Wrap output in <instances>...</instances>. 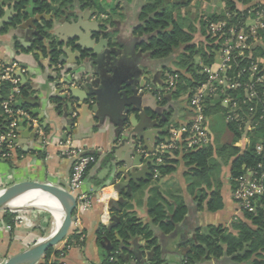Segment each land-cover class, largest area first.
<instances>
[{
  "label": "crops",
  "instance_id": "obj_1",
  "mask_svg": "<svg viewBox=\"0 0 264 264\" xmlns=\"http://www.w3.org/2000/svg\"><path fill=\"white\" fill-rule=\"evenodd\" d=\"M99 1L108 5L109 10L114 9L115 11L107 27H109L112 35V47L119 53L115 60L117 65L120 64L121 66L118 72L127 75L126 69L128 68L132 72L138 69L142 70V76L138 79L139 96L145 99L148 95L146 88L151 87L156 91L161 89L164 83L165 70L171 68L176 56L166 60H153L149 53H144L137 48L141 39L135 32L142 24L140 20L143 7L142 0H133L128 3L124 0ZM11 5L12 3L9 2L3 4L0 18L7 15ZM221 5L224 7V4ZM63 11L69 13L65 24L59 22V18L63 14L58 17L49 15L53 17L52 28L48 31L51 38H46L45 41H40L41 43L32 37L31 30L20 28L19 23L5 27L0 31V62L5 64L16 63L15 75L18 77L21 74L25 77L27 82L25 87L30 89L28 99L34 102V105H28L29 114L37 121L40 130L43 132L40 134L38 128L27 119L20 121L17 139L13 149L9 151V157L0 158V191L27 181L53 183L67 187L72 163L64 156L63 150L59 148V143L68 139H71L75 146L85 149L87 153L97 154L100 158L111 155L114 161L112 167H109V164L103 166L97 163L84 179L81 190L76 194L89 196L92 199V204L87 211H82L79 206L77 207L75 217L77 216L80 221L73 223L69 235L77 233V235H81V238L79 241H74L59 260L61 264H104L107 251L104 246L99 245L96 231L101 225L108 227L111 224V205L122 201L125 198L122 193L130 194L133 186H135L130 183L131 190L127 186L119 188L117 185L121 178L125 177L129 181L130 176L127 173H121L118 176V171L124 167L132 168L135 157L143 156L141 150L151 152L159 143L166 142L168 140L167 134H171L169 128L175 127L173 123L180 127L186 125L192 121L193 113L185 104L173 100H170L168 106L162 108L159 101L156 103L147 96L149 97L147 103L144 102L139 110L131 112L128 116L123 131V128L121 129L117 122L110 117L97 119L91 111L86 109L87 103H83L78 97L71 101L65 100V103L61 105L54 104L52 99L58 97L57 93L61 88L62 81L69 80L70 76L73 75L78 82V87H85L93 75V67L86 61L78 60L79 63L74 64L76 53L81 50L80 47H75L74 41L69 42V48L72 50L68 52V55H64L65 63L58 62L54 65L47 41L57 42L59 36L66 38L74 32L87 37L85 30L79 28L75 31L78 21L81 20L86 26L99 23V17L96 18L95 12L84 9L78 3ZM89 13H92L93 17L89 21L82 20L84 16L89 18ZM39 14L45 15L37 11L36 15ZM55 31L57 32L56 35L54 34ZM99 38L100 36L94 33L93 36L86 38L85 43L87 46L96 48ZM59 49L61 52V48ZM61 55H63L62 52ZM104 68L107 70L105 75L112 78L113 72L109 71L107 66ZM140 85H145V87L141 88ZM69 102L73 104V110L68 108ZM163 109L164 114L172 110L171 118L165 115L162 117L161 114H158V112L163 113ZM141 112H145L152 121L158 122L157 130L149 129L147 125L150 122L148 119L142 118ZM165 121H168V124ZM208 123L212 133L209 120ZM162 129H167V132L154 135V137H162L165 139L164 141L153 143L154 141L149 139L141 141L135 139V141L132 138V135L136 134V130H150L151 133H156L155 131H162ZM129 131L134 133H128ZM214 138L213 136V140ZM134 143L135 146H133ZM249 143L248 135H244L236 146L242 149L247 147ZM147 161L150 159L145 157L141 161L137 160V163H140V166L136 167L137 171L145 168ZM218 161L221 164L219 179L223 208L217 212H209L206 209L208 199L201 203L197 191L191 193V183L186 177L189 168L182 160H180L176 172L154 181V184L144 188L142 193H137L135 196L131 194L133 198H131L130 203L133 205V212L143 223L151 226V230L163 251L164 259L169 264L181 263L183 256L189 251L182 245L194 239L198 232L204 231L209 226L229 227L233 220L242 216L239 205L233 197L234 189L230 180L231 167L221 160ZM158 177L155 176L154 180ZM99 181L102 182L101 185H98ZM103 181L107 182L104 183ZM141 181L146 180L141 179ZM154 186L160 189L166 201L174 203L177 198H182L188 207L185 220L177 226L171 235L163 234L158 226L152 225V220L149 217L147 201L150 196L149 192ZM215 188L216 185L214 184L211 191ZM200 189H206L207 193H210L206 185H202ZM11 214L15 216L13 226L6 222L4 212L0 211V263L25 252L53 234L50 222L47 223L42 220L43 216L41 215L35 213ZM19 216L30 218L32 225L17 221ZM39 218L41 220L38 222ZM66 244L64 241L60 246ZM143 244L140 242V245Z\"/></svg>",
  "mask_w": 264,
  "mask_h": 264
},
{
  "label": "trees",
  "instance_id": "obj_2",
  "mask_svg": "<svg viewBox=\"0 0 264 264\" xmlns=\"http://www.w3.org/2000/svg\"><path fill=\"white\" fill-rule=\"evenodd\" d=\"M29 1L5 0L0 6V12L3 4L7 2L14 3L16 11L21 12L28 6ZM34 1L41 14L57 17L63 14L64 9L72 7L75 3L80 4L84 9L95 12L97 16L107 15L110 20L115 12L114 9L109 10V6L99 0ZM124 1L128 3L133 0ZM142 1L143 7L140 17L142 24L135 32L141 39L137 48L144 53H149L153 60H166L176 56L171 68H166L164 80L168 75H177L178 80L175 88L163 98L162 102H159L162 108L168 106L170 100H173L185 103V106L191 109L189 106L191 97L200 86L207 82L208 76L204 70L216 62L218 53L227 40V37L221 38L211 33L208 27L210 24L225 22L228 27H242L244 21L248 18H255V13L264 9V0H221V3L225 5V10L219 13L202 14L198 18L196 25L204 39L196 42V30L195 25L190 20V8L195 1L201 4H210L215 0ZM253 10L254 12H252ZM255 10L257 11L255 12ZM19 22L20 19H15L13 25ZM52 25V20L43 22L40 27L43 38H51L48 31ZM102 27L103 30L107 31L106 38L112 41L109 27ZM259 38L260 42L257 43L253 42V39L249 40L252 46L249 51H245L243 57L237 55V65L232 64L230 76H234L240 68H248L252 63L257 64L261 59H264V32L259 33ZM39 43L41 42L39 41ZM60 54L58 44L53 43L50 56L54 65L59 62ZM12 89V83L0 82V102L8 100L12 94ZM221 91L220 88L219 92L222 93ZM227 95L239 101L244 98L242 91H228ZM29 97L30 89L21 85L17 101H24ZM212 101L213 99H208L205 112L210 121V126H216L215 124L220 120L232 139L227 140L226 138L222 142L220 139L214 138L208 145L194 151H186L183 148L172 151V153L164 155L163 163L159 166H155L152 161V164L149 165L151 174L147 180L138 181V184L133 183L135 186H133L130 194L122 193L125 198L111 205V224L108 227L101 225L96 231L99 245L103 247L106 243L112 247L111 252L106 253L107 257L104 264H111V258H115L120 264H169L164 259L163 251L151 230V226L143 223L136 216L130 200L135 194L142 193L144 188L154 184V181L176 172L180 160L184 161L189 168L186 177L191 183V193L197 191L201 203L208 199L206 209L213 213L223 208L219 179L221 164L218 160L230 165V180L234 190L237 186V179L244 173L245 167L258 170L259 174L264 177V152L259 153L257 151L259 145H264L263 129L257 128L254 131H246L245 123L228 122L227 115L230 109L222 107L220 102L212 105ZM52 102L61 105L65 103V100L54 97ZM15 109L30 113V108L26 104L17 105L16 103ZM169 113L163 115L171 118L172 110ZM11 122L12 118L6 115L3 108L0 107V135L8 132ZM165 123L168 124V121ZM173 124L176 128L180 127L176 123ZM244 135H248L250 143L241 149L236 144ZM167 137L171 139V135L167 134ZM5 152L7 151H2V153ZM2 153L0 152V158ZM88 154L93 155L96 162L88 167L85 178L97 163L103 166L109 164V167L113 165L114 161L111 155L100 158L97 154ZM259 166H261L260 169H258ZM155 169L159 176L156 180H154ZM101 183L99 181L98 185ZM214 184L216 188L211 191ZM202 185H206L210 193H207L206 189H200ZM149 194L147 207L152 225L158 226L163 234L171 235L188 214L185 200L177 198L174 203H170L165 200L160 189L156 186L150 190ZM14 217L9 211L4 212L6 222L12 226L14 225ZM80 238L81 235H77V233L69 235L65 239L67 244L64 250H58L61 244L51 249L40 264H59L61 255L66 252V248L74 241H79ZM138 240L144 244L140 245ZM182 246L189 251L183 256L180 264H207L211 262L214 264H264V194L256 201V213L242 212V216L233 220L229 227L209 226L204 231L198 232L194 239Z\"/></svg>",
  "mask_w": 264,
  "mask_h": 264
},
{
  "label": "built area",
  "instance_id": "obj_3",
  "mask_svg": "<svg viewBox=\"0 0 264 264\" xmlns=\"http://www.w3.org/2000/svg\"><path fill=\"white\" fill-rule=\"evenodd\" d=\"M2 1L0 0V6ZM243 23L242 27H228L225 22L212 23L208 26L211 33L221 38L227 37V40L220 49L216 62L204 70L208 76L207 82L200 86L190 99L189 106L193 113L192 121L180 128L171 126L169 128L171 139L158 144L153 151L141 150L143 156L153 161L155 166L161 165L164 155L172 153V151L182 148L186 151H194L213 141V135L205 115L208 99H213L212 105L220 102L222 107L230 109L227 115L228 122L245 123L246 131H254L257 128H262L264 131V59H261L257 64L252 63L248 68H240L234 76L229 74L233 68L232 64L237 65V55L243 57L245 51L250 50L252 45L249 40L253 39V42H260L259 33L264 32V9L258 10L255 13V18H248ZM16 67V63L5 64L0 62V82L8 81L13 84L12 94L8 100L0 102V107L3 108L5 114L12 118L8 132L0 135V152L7 151L1 154L2 159L9 157V151L15 145L19 122L22 119L32 122L38 128L39 133L43 134L37 121L28 112L15 109L21 86L20 79L15 75ZM177 80V75H168L164 80L161 91H156L151 87L146 88V91L147 93H154L157 100L162 102L163 98L175 88ZM74 87H78V82L73 75L70 76L69 80L62 81L61 88L65 89L66 92ZM220 88L222 93L219 92ZM228 91H242L243 100L239 101L232 96H228ZM59 148L63 150L64 156L72 163L68 186L63 188L75 197L77 207L79 206L82 211H87L91 207L92 199L85 194H76L81 190L88 167L96 162V158L88 154L85 149L75 146L71 139L60 142ZM257 151L263 153L264 145H259ZM260 168L261 166L258 169ZM155 173L157 177L156 169ZM263 178L258 170L244 168V173L237 179V186L233 193L241 212L256 213V201L264 194ZM10 213L17 212L10 211ZM18 220L32 225V221L28 217L19 216ZM76 221H80L77 216ZM64 248L63 245L58 250H64ZM67 249L69 247L66 248V251ZM64 255L65 252L61 257ZM110 263L120 264L115 258H111ZM59 264H61L60 261Z\"/></svg>",
  "mask_w": 264,
  "mask_h": 264
},
{
  "label": "water",
  "instance_id": "obj_4",
  "mask_svg": "<svg viewBox=\"0 0 264 264\" xmlns=\"http://www.w3.org/2000/svg\"><path fill=\"white\" fill-rule=\"evenodd\" d=\"M37 11L38 8L35 6L34 0H30L28 6L21 12L16 11L15 4L13 3L7 15L3 18H0V31L5 27L12 26L15 19H20L18 24L20 28L31 30L32 37L36 38L38 41H45V38H43L41 35L40 27L43 25L44 21L53 20V17L49 15H36ZM68 16V11H63V16L59 18V22L65 24ZM92 17L93 14L89 13V18L84 16L82 20L89 21V19ZM78 22V25L75 26V31L79 28L80 30H85L84 32L86 33L85 35H87V37H84L80 33L76 34V32L69 34V36L66 38L59 36V41L56 43L58 44L59 48H61V52L63 54L59 57V62L65 63L64 55H68V52L72 50L69 48V42L74 41L75 47H80L81 49L76 53L77 56L74 64H78V60L86 61L90 66L93 67V75L89 81H87V85H85V87H74L69 89L68 92H66L63 88H60L57 96L67 101H71L75 97H78L80 101L87 103L86 109L91 111L97 119L110 117V119L116 121L118 126H120L121 129L123 128L124 131L127 118L131 112L139 110L140 106L144 102L147 103L149 97L156 103L158 100L152 93H148L147 96L149 97L146 96L145 99L142 98V96H139L138 79L142 76V70L138 69L137 71L132 72L130 68H128L126 69L127 75H123L118 72L121 66L120 64L117 65L115 60L119 56V53L115 48L112 47L113 43H111V41L106 38L107 31L103 30V27L100 23H93L90 26H86V24L84 25L81 20ZM56 33L57 32L55 31L54 34L56 35ZM94 33L100 36L99 43H97L96 48L87 46L85 43L86 38L88 39L89 37L93 36ZM47 42L51 54V48L55 42ZM106 66L109 68V71L113 72L112 78H109L105 75L107 70H105L104 67ZM18 78L21 79L22 86H27L26 79L23 75L20 74ZM140 87L143 88L145 85H140ZM22 104L34 105V102L28 99L19 101L17 105ZM67 106L69 109L73 110V104L71 102H69ZM162 112L164 113V109ZM158 114L160 113L158 112ZM142 118L148 119L150 124L147 126L150 130H157V121H152V119H149L145 112L142 113ZM150 130H136V134H133L132 138L134 140L139 139V141L143 139H149L150 141H154L153 143H155V141L165 140L162 137H154V135L164 134L167 132V129L155 131L156 133H151ZM131 132L133 131H129L128 133ZM133 146H135V143ZM143 158V156L139 155L135 157V161L133 163V167L135 168L129 167L128 169L127 167H124L121 171H118V176L121 173H127L130 176L129 181H127L125 177L121 178L119 184L117 185L119 188L127 186L131 190L130 183L138 184V181L141 179L147 180V177L151 174L149 171V165L152 164V161H147L146 167L141 171H137L136 169V167L140 166V163H137V160L141 161ZM31 192H45L56 199L60 206V212L62 215L60 225L56 231L53 232V234L46 240L0 264H40L51 249L57 247L65 241V239L69 236L73 223L76 221L75 211L77 209V201L75 197L62 186L53 183H37L27 181L17 183L4 190H1L0 211L8 212L11 210H29L12 209L10 206L15 201ZM104 248L107 253H110L112 250L110 244H105Z\"/></svg>",
  "mask_w": 264,
  "mask_h": 264
},
{
  "label": "rangeland",
  "instance_id": "obj_5",
  "mask_svg": "<svg viewBox=\"0 0 264 264\" xmlns=\"http://www.w3.org/2000/svg\"><path fill=\"white\" fill-rule=\"evenodd\" d=\"M221 4H223V3H221V0H215L212 3H210V4H205V3L201 4L198 1H195L193 3V5L191 6V8H190V11H191L190 20H191V23L193 25H195L194 28L196 30V33H195L196 42H200V41H202V39H204L203 36L200 34L198 26L196 25L198 23L197 22L198 18L202 14L219 13V12L225 10V5H224V7H222ZM102 16L103 15L98 16L99 17V23L102 26H107L110 23L111 20L109 19L108 16H105V15H104V17H102ZM96 18H97V15H96ZM161 89H162V87H161ZM161 89L159 88V91H161ZM183 104H185V103H183ZM215 125L216 126H212V131H213L212 135L215 137V139L218 138L222 142L226 138H227V140H231L232 139L228 135V133L226 132L225 127H224L223 123L220 120L217 121V124H215ZM11 211L17 212V214H22V213L31 214V213H35V214L41 215V216H43L42 220H44L47 223L50 222L51 227H52V229H51L52 233L55 232V230H54L55 229V220L53 219L51 212L49 210H47V209H29V210H11ZM40 218H39L38 222L41 220Z\"/></svg>",
  "mask_w": 264,
  "mask_h": 264
},
{
  "label": "bare ground",
  "instance_id": "obj_6",
  "mask_svg": "<svg viewBox=\"0 0 264 264\" xmlns=\"http://www.w3.org/2000/svg\"><path fill=\"white\" fill-rule=\"evenodd\" d=\"M12 209H47L51 212L55 220V231L60 225L61 212L60 206L55 198L45 192H31L26 196L15 201Z\"/></svg>",
  "mask_w": 264,
  "mask_h": 264
},
{
  "label": "flooded vegetation",
  "instance_id": "obj_7",
  "mask_svg": "<svg viewBox=\"0 0 264 264\" xmlns=\"http://www.w3.org/2000/svg\"><path fill=\"white\" fill-rule=\"evenodd\" d=\"M161 114V113H160ZM164 114V113H163ZM163 114H161V116L163 117L164 115Z\"/></svg>",
  "mask_w": 264,
  "mask_h": 264
}]
</instances>
